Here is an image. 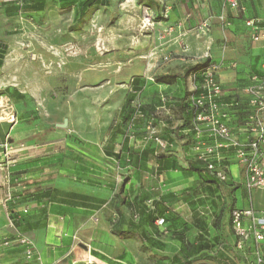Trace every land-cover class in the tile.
<instances>
[{
    "label": "crops",
    "instance_id": "0c3cea01",
    "mask_svg": "<svg viewBox=\"0 0 264 264\" xmlns=\"http://www.w3.org/2000/svg\"><path fill=\"white\" fill-rule=\"evenodd\" d=\"M58 2L0 0V264H142V218L135 205L133 213L126 210L139 200L125 190L115 198L103 186L108 182L96 186L83 180L85 170L92 169L84 160L97 159L107 170L110 166L102 158H125L130 142L132 165L123 163L116 169L137 173L142 148L136 143L145 124L162 139L171 135L173 161L183 155L179 144L186 143L189 157L182 172L191 173L188 164L196 160L192 150L196 140L188 128L193 118L189 101L193 85L202 80L193 68L207 61L219 66L221 102L234 104L227 110V124L245 141L248 96L243 89L252 76H264V38L251 41L244 22L264 20V0L244 2V15H236L223 0H169L164 12L149 9L156 17L150 46L141 49L139 39L134 51L123 41L115 49L103 38L95 43L93 38L25 36L35 26L56 29L51 15L67 9L78 13L77 7L63 8V1ZM25 14L34 15V21L24 20ZM204 20L209 31L197 39L192 29ZM177 23L182 27L164 34ZM169 75L171 82L154 81ZM137 110L141 118L135 116ZM12 116L14 121L9 120ZM201 142L214 144L205 135ZM221 156L227 181L221 183L204 171L216 182L197 186L216 193L212 197L201 193L196 199L221 203V218L214 209L195 217L192 184L180 188L187 194L181 197L183 212L171 206V257L146 264H188L195 258L207 264L208 240L216 244L212 264H256V248L264 261V242L256 247L251 240L243 252L236 251L230 226L233 209L252 208L264 217V189H248L232 153L223 150ZM179 170L171 167V172ZM234 178L240 182H229ZM231 193L233 203L225 200ZM193 217L200 226L194 232Z\"/></svg>",
    "mask_w": 264,
    "mask_h": 264
},
{
    "label": "rangeland",
    "instance_id": "374dc122",
    "mask_svg": "<svg viewBox=\"0 0 264 264\" xmlns=\"http://www.w3.org/2000/svg\"><path fill=\"white\" fill-rule=\"evenodd\" d=\"M58 1L59 0H57V3H59ZM103 1L105 3L104 5L91 8L86 12V14H84L82 18L79 17L77 13L74 14L69 12L68 9L61 11L60 14L51 15L50 20L54 23L52 27L56 29L47 28L45 30H41L35 26V28L27 30L25 36H55L62 37L64 39L93 38L95 43L98 39L103 38L107 39L110 45L115 49L118 47V42L123 41L126 44V49H130L131 51H134L135 47H139L137 40L140 39L141 49L146 50V47L148 48V46H150V40L152 38V34L150 33L153 31L151 30L150 26L147 27L146 23L144 22V9H151L152 11L156 9L158 12H160V10L164 12L165 9L162 8L155 0ZM149 13L155 17L154 14L151 12ZM23 17L24 20L34 21V15L32 14H25ZM197 27L198 26L194 27L191 33L193 37L199 39L202 34L199 33ZM15 33L19 34L21 31ZM164 61H167V59H164ZM159 77L171 76H158L154 78V81H156V78ZM145 127V124L142 125V131L140 132L141 138L140 141L136 143V145H140V149L142 148V157L140 159L141 163L137 173L130 174L128 171L124 173H118V170L116 169L118 167L121 168L123 163L125 166L132 165V156L134 150L133 144L129 142V148H126L127 156L125 158L121 160L114 157L102 158L111 167H107L106 164H104L105 167H107V170L102 169L103 166L98 161H96L97 159L85 158V163H87V165L90 164L92 169L85 170V173L81 175L83 180H88L87 182L92 185L98 186L103 185L102 182H108L109 184L104 183L103 186L109 188L108 190L113 192V196L115 198L118 196V194H122L124 190L127 192V194L129 192L131 197L133 194L136 195V198L139 201L135 204L129 203V207H127L126 210H129L131 213H133L132 205H135L137 208L143 207L141 210H144V214H140L142 220L145 221H143L144 223L141 224L142 255L140 261L142 264L149 262H162L168 260V257H171V206H177L176 209H181V212H183L182 209L185 202L183 199H181V197L182 195L187 194V192L182 191L180 188L186 187L185 189H187L188 184H192V198L195 199V201L193 200L192 210L194 211L193 213L195 214V217L199 218L203 214L208 213L209 210H215V212L217 211L216 213L220 215L217 217L221 218V213L223 212L222 210L219 211L218 209V207L223 209L221 208L223 206L221 203H219V205H217L216 201H212L211 203L210 199L208 203H199V200H196L201 196V193L208 194L209 197H212L211 194L214 195L216 191H206L203 189L200 190L199 186H197L200 183H205L206 179L205 173L202 170V165L194 163L197 169H201L203 171L201 174L197 172H182L184 169L183 167L187 166V159L189 157L187 156L186 149L184 150V145H186V143L181 142L179 144L181 153H183V155L180 159L173 161L171 160V155H169V153H171V135L166 134L163 139L157 135L159 140H161L162 143L166 145L165 148H161L157 142L153 140V137L150 136L149 130H147ZM138 149L139 148H136V151ZM109 153L114 154L112 151H109ZM159 156L164 157V161L162 163L158 161ZM236 164L240 166V164L237 162ZM171 167L173 169L176 167L180 170L178 172H171ZM232 167H234V165H232ZM222 168L225 172L224 167ZM210 175L213 176L212 174ZM218 181L221 183L226 182L227 175L225 181ZM229 182L239 183L240 181H236L234 178V180L229 179ZM239 191L240 190L236 188L234 193L239 195ZM233 197V193H231L230 196L225 198V200L227 202L233 203ZM237 206H241V199L238 197ZM150 214H152L153 217L152 222L146 219V217ZM162 218L165 219V222L160 223L159 220ZM154 220H157L155 224L153 223ZM166 220H169V225ZM218 225L219 222H217V226ZM192 227L193 232L198 230L200 227L198 226V222H196L194 217ZM193 236L194 234H192V237ZM164 247H166V250H163ZM150 248L158 249V251L153 250L154 252H151ZM77 251H81V249L77 248ZM215 251L216 248L210 249L208 252L209 254L215 255ZM193 261H199V259L195 258ZM83 264H87V262H84Z\"/></svg>",
    "mask_w": 264,
    "mask_h": 264
},
{
    "label": "built area",
    "instance_id": "2783aa9c",
    "mask_svg": "<svg viewBox=\"0 0 264 264\" xmlns=\"http://www.w3.org/2000/svg\"><path fill=\"white\" fill-rule=\"evenodd\" d=\"M169 0H157L159 5L166 9ZM224 5L232 10L236 15L245 14L244 2L248 0H223ZM154 16L144 9V22L147 27H151ZM249 37L253 42H259L264 38V20L258 17L247 18L244 22ZM181 28L182 23L168 27L164 34H168L174 28ZM198 31L205 35L209 31L207 20L198 25ZM189 51L187 46L183 47V52ZM219 68L214 63L199 71L201 83L192 87L194 93L190 97V106L194 110L191 121V129L194 132L195 140L192 150L195 159L200 161L205 171L215 176L220 181L226 180L225 172L221 166V151L232 153L234 160L240 164L245 174V185L248 189H264V76H252L250 85L243 89V93L248 96L247 108L243 121V129L246 140L241 141L239 137L227 124L228 112L233 103H222L224 91L216 78V71ZM197 93V94H196ZM165 102V99H162ZM136 117H141L139 110ZM14 121V116L9 118ZM150 136L157 142L159 147L165 148L153 129L148 128ZM214 141L213 145H204L201 142L202 136ZM150 137V138H151ZM8 156V154H5ZM9 163V160H8ZM232 232L235 237L234 248L243 252L249 241H253L256 247L264 242V217L259 215L254 209H233L230 214ZM163 223V220H159ZM26 245L30 243L22 239ZM32 256L31 250H27V257ZM256 264H264L258 249L255 252Z\"/></svg>",
    "mask_w": 264,
    "mask_h": 264
},
{
    "label": "trees",
    "instance_id": "16d2710c",
    "mask_svg": "<svg viewBox=\"0 0 264 264\" xmlns=\"http://www.w3.org/2000/svg\"><path fill=\"white\" fill-rule=\"evenodd\" d=\"M31 3H33V4H37V2L39 1V0H29ZM63 1V3L61 4L62 6H63V8H65V7H71V6H75V7H77L78 8V16L79 17H83L84 16V14H86V12L88 11V10H90L91 8H93V7H95V6H99V5H104L105 3H104V1L103 0H62ZM210 64V62L209 61H207V62H205V63H203V64H199V65H197V66H195L194 68H193V70L194 71H200L201 69H203V68H205V67H207L208 65ZM170 79H173L172 77H159V78H157L156 79V81L157 82H161V83H164V82H171V80ZM189 108H190V110H191V112H192V115L194 114V110H193V108L191 107V106H189ZM142 114V113H141ZM142 117V116H141ZM141 117H138V118H141ZM189 129H191V126L189 125V127H188ZM163 158L164 157H162V156H159L158 157V161L159 162H161L162 160H163ZM194 163H196V164H199V165H202V166H204L200 161H198V160H194L192 163L190 162L188 165H189V170L190 171H192V172H197V173H199V174H201L203 171H205V167L201 170V169H197L196 167H195V165H194ZM205 181H207V182H209V181H211V180H209V179H205ZM211 182H216L215 180H212ZM139 207V206H138ZM143 207H139L138 208V212H139V215L140 214H144V210H141ZM142 218V217H141ZM146 219L148 220V221H153V217H152V214H150L149 216H147L146 217ZM162 220H163V222H165V219H163L162 218ZM144 220H142V223H144L143 222ZM167 222H169V220H166ZM230 226H231V218H230ZM231 230H232V227H231ZM128 234H130V233H125L124 235L125 236H127ZM119 235H121L122 236V233H119ZM208 243H209V249H214L215 247H216V244H214V243H212L210 240H208ZM215 256L216 255H214V254H208L207 255V257H206V263L207 264H212V263H214V261H215ZM188 264H199L198 263V261H191L190 263H188Z\"/></svg>",
    "mask_w": 264,
    "mask_h": 264
},
{
    "label": "water",
    "instance_id": "95a60500",
    "mask_svg": "<svg viewBox=\"0 0 264 264\" xmlns=\"http://www.w3.org/2000/svg\"><path fill=\"white\" fill-rule=\"evenodd\" d=\"M63 127H65L66 126V121L63 123V125H62Z\"/></svg>",
    "mask_w": 264,
    "mask_h": 264
},
{
    "label": "bare ground",
    "instance_id": "6f19581e",
    "mask_svg": "<svg viewBox=\"0 0 264 264\" xmlns=\"http://www.w3.org/2000/svg\"><path fill=\"white\" fill-rule=\"evenodd\" d=\"M2 105V103L0 102V106Z\"/></svg>",
    "mask_w": 264,
    "mask_h": 264
}]
</instances>
